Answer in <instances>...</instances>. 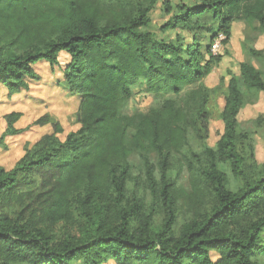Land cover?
I'll use <instances>...</instances> for the list:
<instances>
[{"label": "trees", "instance_id": "16d2710c", "mask_svg": "<svg viewBox=\"0 0 264 264\" xmlns=\"http://www.w3.org/2000/svg\"><path fill=\"white\" fill-rule=\"evenodd\" d=\"M157 1L0 0L8 97L40 80L36 64L59 65L62 53L64 83L81 96L76 131L62 140V124L45 114L34 124L53 131L13 168L0 167V264H264V161L239 121L264 92L262 72L241 62L240 77L229 70L228 83H205L224 56L213 45L230 44L235 21L264 30V0H195L173 14L168 5L161 30L177 31L171 40L150 29ZM139 86L153 105L129 114ZM220 98L224 132L213 148ZM21 117L4 116L0 146ZM186 173L189 188L180 184Z\"/></svg>", "mask_w": 264, "mask_h": 264}, {"label": "rangeland", "instance_id": "374dc122", "mask_svg": "<svg viewBox=\"0 0 264 264\" xmlns=\"http://www.w3.org/2000/svg\"><path fill=\"white\" fill-rule=\"evenodd\" d=\"M194 1L195 0H158L154 10L151 12V31H153L158 38L168 40L174 39V37L178 35L177 31L168 30L164 32L161 30L162 25L177 11V7L181 5L190 6ZM168 5L172 9V14L166 11ZM179 33L186 42L190 41V34L187 31ZM221 39L222 38L218 39V42ZM235 43L236 40L232 43L234 48ZM244 46L247 45H245V43H238L237 49L234 50L232 46L229 45L227 48L228 54L224 53V46L219 45L217 47L215 53L223 54V61L213 75L205 80L208 86L217 85L221 77H224L227 83L230 79V75L228 74L229 70L236 74L239 73L238 63L246 58ZM69 60L70 57L62 53L60 55V64L54 67L50 66L45 61L39 62L34 66V69L40 76V80L37 82H30L27 89L22 90L12 97H8L6 89L0 84V135L6 131L7 125L4 119L5 115L13 111L22 113L21 119L15 124L19 133L14 136H6L4 144L0 146V167H4L7 170L13 168L18 160L26 153L28 147L32 146L43 135L53 131L51 124L45 126L34 124L38 118L45 114H49L56 118L62 124L64 132L59 135L62 140H64L69 133L79 128L76 121V114L81 96L71 93L64 83V71ZM261 95L262 97L259 98L256 104H246L239 114V121L242 127L249 131L255 139V156L260 163L264 161V119L259 122L257 121V118L264 114V93ZM153 102V96L146 92L145 87L139 86L135 89L126 111L129 114H133L136 111L147 112L152 107ZM223 106L224 99L220 98L218 108L210 121L207 144L213 148L224 132V123L219 118V113L223 109ZM132 160L135 164L134 175L139 176L140 180L143 181L145 173L142 171L139 158L134 156ZM226 171L230 175L229 170L226 169ZM230 177L232 178V175H230ZM188 179L189 175L186 173L180 181V184L185 188H189ZM132 187H134L133 183H131V188ZM143 187L142 185H138L137 190L141 191L148 189L146 186ZM146 195L148 201H150L152 198L148 191ZM187 215L188 213L183 210L180 221H183L184 217H187ZM160 221L161 216L158 217V222ZM212 255L213 258L217 257L216 253ZM259 260L264 263V255L260 256ZM106 264L113 263L110 262Z\"/></svg>", "mask_w": 264, "mask_h": 264}, {"label": "crops", "instance_id": "0c3cea01", "mask_svg": "<svg viewBox=\"0 0 264 264\" xmlns=\"http://www.w3.org/2000/svg\"><path fill=\"white\" fill-rule=\"evenodd\" d=\"M235 40H236V43H235V48H234L232 43ZM241 42L245 43V45H247V47H252V48L257 49V50H264V30L261 28H259L257 30H251L249 24L246 21H243V20L235 21L233 23V26H232V38H231L229 45L232 46V49L236 50L237 44L238 43L242 44ZM229 45L225 48H228ZM245 53H246L245 54L246 58L242 62H248V63L254 65L258 70H260L262 72V76L264 79V58H262L260 56H252L247 51H245ZM240 63H238L239 73L238 74L233 73L237 77H240ZM215 70H214V72H215ZM213 73L209 77H211L213 75ZM230 78H231V76H230ZM229 80H228V82H229ZM215 85H213V86H215ZM213 86H211V87H213ZM262 93H264V92L260 93V98L262 97V95H261Z\"/></svg>", "mask_w": 264, "mask_h": 264}, {"label": "built area", "instance_id": "2783aa9c", "mask_svg": "<svg viewBox=\"0 0 264 264\" xmlns=\"http://www.w3.org/2000/svg\"><path fill=\"white\" fill-rule=\"evenodd\" d=\"M219 45H221L220 41H219V42L216 41V42L214 43V45H213V52H214V53H215V51H216V49H217V47H218Z\"/></svg>", "mask_w": 264, "mask_h": 264}]
</instances>
